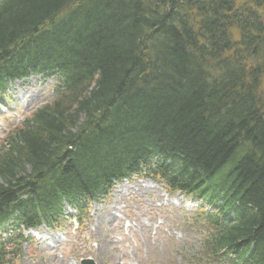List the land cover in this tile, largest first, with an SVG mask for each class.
Here are the masks:
<instances>
[{"label": "trees", "instance_id": "obj_1", "mask_svg": "<svg viewBox=\"0 0 264 264\" xmlns=\"http://www.w3.org/2000/svg\"><path fill=\"white\" fill-rule=\"evenodd\" d=\"M30 75L58 85L0 145V227L144 177L209 207L196 264H264V0H0V94Z\"/></svg>", "mask_w": 264, "mask_h": 264}, {"label": "rangeland", "instance_id": "obj_2", "mask_svg": "<svg viewBox=\"0 0 264 264\" xmlns=\"http://www.w3.org/2000/svg\"><path fill=\"white\" fill-rule=\"evenodd\" d=\"M56 86V79L35 75L8 83L5 94L0 95V145L32 111L53 99ZM204 206L179 193L169 194L163 184L133 177L116 184L106 199L91 203L90 212L82 218V228L69 219L77 218L78 213L65 206V217L58 221L60 228L42 226L36 235L25 233L21 255L7 252L4 261L195 264L193 258L200 251L204 233L190 218ZM6 229L8 233L0 229L1 238L15 236L9 227Z\"/></svg>", "mask_w": 264, "mask_h": 264}, {"label": "bare ground", "instance_id": "obj_3", "mask_svg": "<svg viewBox=\"0 0 264 264\" xmlns=\"http://www.w3.org/2000/svg\"><path fill=\"white\" fill-rule=\"evenodd\" d=\"M153 184V183H152ZM42 229V228H41ZM38 233H40V230H36V231H32V234L33 235H36V234H38ZM42 241H43V239H42Z\"/></svg>", "mask_w": 264, "mask_h": 264}, {"label": "water", "instance_id": "obj_4", "mask_svg": "<svg viewBox=\"0 0 264 264\" xmlns=\"http://www.w3.org/2000/svg\"><path fill=\"white\" fill-rule=\"evenodd\" d=\"M84 264H92V263H90V262H85Z\"/></svg>", "mask_w": 264, "mask_h": 264}]
</instances>
